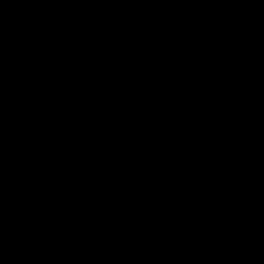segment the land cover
<instances>
[{
	"label": "water",
	"instance_id": "obj_1",
	"mask_svg": "<svg viewBox=\"0 0 264 264\" xmlns=\"http://www.w3.org/2000/svg\"><path fill=\"white\" fill-rule=\"evenodd\" d=\"M0 264H264V0H0Z\"/></svg>",
	"mask_w": 264,
	"mask_h": 264
}]
</instances>
